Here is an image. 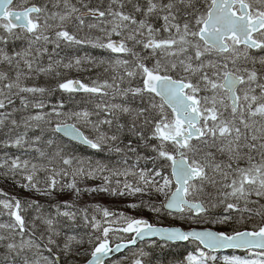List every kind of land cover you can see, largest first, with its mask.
<instances>
[{
	"label": "snow or ice",
	"instance_id": "6c2138e0",
	"mask_svg": "<svg viewBox=\"0 0 264 264\" xmlns=\"http://www.w3.org/2000/svg\"><path fill=\"white\" fill-rule=\"evenodd\" d=\"M0 183V264H264V0H0Z\"/></svg>",
	"mask_w": 264,
	"mask_h": 264
},
{
	"label": "trees",
	"instance_id": "16d2710c",
	"mask_svg": "<svg viewBox=\"0 0 264 264\" xmlns=\"http://www.w3.org/2000/svg\"><path fill=\"white\" fill-rule=\"evenodd\" d=\"M10 151H13L14 152L16 150L15 149H12ZM95 183H99V182L98 181H89V184H95ZM0 188H4L6 191H12V192L18 191V190H14L11 185H5L3 183H0ZM22 195H26V194L25 193H22ZM84 200L85 201H89V202H95V203H106L108 201H110V202H116V203H119V202H125L126 203V201H124L123 199H119L118 200L116 198L109 197L106 194H101L99 196H96L94 199L92 197L85 196L84 197ZM135 215L142 216L144 218L149 219L151 222H155V220L153 218V215L147 214V210L139 211V212L135 213ZM181 251H183V249H181Z\"/></svg>",
	"mask_w": 264,
	"mask_h": 264
},
{
	"label": "rangeland",
	"instance_id": "374dc122",
	"mask_svg": "<svg viewBox=\"0 0 264 264\" xmlns=\"http://www.w3.org/2000/svg\"><path fill=\"white\" fill-rule=\"evenodd\" d=\"M8 192L12 193V191H8ZM64 199H67V197H64ZM124 203H125V202H119V203H116V202H110V201H108V202H106V203H100V204H102V205H104V206L115 207V206H118V205H122V204H124ZM147 214L153 215L152 213H150V212H148V211H147ZM181 226H183V227H187V225H181Z\"/></svg>",
	"mask_w": 264,
	"mask_h": 264
}]
</instances>
